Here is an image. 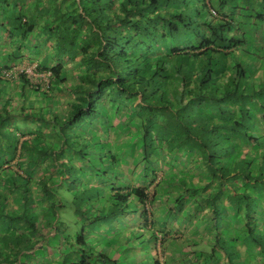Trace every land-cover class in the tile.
<instances>
[{"label":"trees","instance_id":"1","mask_svg":"<svg viewBox=\"0 0 264 264\" xmlns=\"http://www.w3.org/2000/svg\"><path fill=\"white\" fill-rule=\"evenodd\" d=\"M219 6L213 0H36L35 11L18 27L25 36L38 29L35 33L51 40L53 63L36 65L37 72H50L45 88L20 74L19 106H10L11 92L0 100V127L11 125L14 117L36 124L35 132H27L28 139L8 132L5 150L0 148V216L7 219L0 222L1 229L13 218L10 199L24 200L14 219L27 222L35 197H63L66 183L81 173L72 170L74 160L90 158L79 133L86 122L96 135L104 132L114 140L115 155L108 146L113 162L121 154L118 149L132 152L130 161H122L121 178L103 173L109 182L118 183L110 196L102 195L112 210L132 214L127 207L133 201L147 222L152 196L146 185L135 186L130 177L151 183L162 170L163 183L182 182L180 175H198L189 168L196 164L205 169L203 198L212 214H223L220 201L227 193L228 205L241 207L248 216L250 241L264 248L263 237L253 234L257 220L250 216L264 193V152L251 153L264 150V82L259 84L263 80L258 77L257 85L245 87L244 68L233 59L250 34L259 35L264 28V0H219ZM100 120L102 127L96 123ZM185 157L189 159L184 164ZM212 181L217 183L213 186ZM81 200L88 205L81 207V219L91 220V199ZM182 206L177 204L174 215ZM221 237L214 240L220 246L226 243ZM146 239L152 242L155 237ZM76 240L85 244L83 234ZM72 246L68 243L64 251L68 254ZM76 252L81 260L68 264H116L100 253L91 258L84 247L77 246Z\"/></svg>","mask_w":264,"mask_h":264},{"label":"crops","instance_id":"2","mask_svg":"<svg viewBox=\"0 0 264 264\" xmlns=\"http://www.w3.org/2000/svg\"><path fill=\"white\" fill-rule=\"evenodd\" d=\"M213 3L220 9L219 0H215V2L213 0ZM35 7L36 0H0V100L1 98L7 99V95L11 92L13 98L10 106L12 108L19 106V104H15L20 95L19 77L6 78V81L2 78V72L22 61L35 62L40 65L47 64V66L53 63L51 40H48L43 33H35L38 29L25 36L21 27H18L20 26L19 22L22 24L29 19L31 13L35 11ZM223 8L227 9L226 6ZM260 34L264 36V28L259 32ZM36 35H38L37 38ZM263 40L264 38L260 35V39L257 38L255 43L263 42ZM257 60L259 66L254 68L256 79L243 81L244 86L248 89L257 85L258 77L263 80L259 84L264 82V67L260 63L261 59ZM56 105L59 106V104ZM2 106L3 104L0 103V108ZM17 115L15 114V116ZM12 121L11 125L0 127V148L3 150L9 141L5 136L8 132L20 136V139L30 138L31 135H27L28 131L35 132L36 124L33 119L14 117ZM262 131L264 134L263 128ZM263 152V149L251 150L254 156H260ZM19 153L20 146L17 144L16 157ZM15 160L16 158L11 163L14 164ZM189 168L190 170L197 169L198 175L184 173L182 182H167L166 180V183H163L165 174L162 170L155 172L157 175L159 173L162 175L158 176L160 177L159 183L155 185L153 182L150 183V180H142L140 176L130 177L135 186L138 185V182L141 186L152 185L155 192L152 196V212L147 222H144V219L138 215L118 213L120 215L117 217H125L127 219L125 222H129L128 233L124 232L125 225L119 224L118 220L109 222L108 219H102L104 217L98 213L96 219L94 218L96 211L91 212V219L102 220L103 223L98 224L99 227L110 229L115 233L112 234L113 245L108 243V246L101 249L100 254L105 256L104 258L110 259L107 253L108 247L111 248L112 255L116 252L117 247H120L124 253L125 248L123 247L124 241H126L124 235L135 233L138 235L135 243L137 248H130L131 252L128 253L132 256L130 264H154L156 260H159V264H191V262L194 264H264V248L250 241L253 236L251 237L249 234L250 230L246 223L248 216L244 210L241 207L228 205L226 193L220 201L223 214L221 216L213 215L210 205L203 198L205 195L203 187L208 184L204 167L190 164ZM214 182L217 183L212 181L213 186ZM234 182L243 183L239 180H234ZM228 188L232 187L228 186ZM30 189L36 194L37 187L34 182H31ZM39 197L34 198V208H29L28 215H26L27 219L29 218L27 222L24 218L14 219L17 215L20 216L24 200L10 199L9 207L13 212V218L11 217L10 223L5 225L6 227L0 228V264H68L81 260L82 257L76 252V246L73 245L78 242L69 237L68 227L58 213L66 205L63 197L59 195L52 198L43 197L40 199ZM259 197L261 200L259 207L250 216L257 220V223L253 224V234L261 235L264 240V193ZM68 199L72 205L76 206L74 214L82 221L83 218L81 219L80 216L82 200H78L77 197ZM92 203L93 205L99 204L94 201ZM178 203L183 205L182 211L174 215ZM198 206L199 208H197ZM31 209L34 210L31 211ZM102 211L103 209L99 210L100 214ZM111 214L113 213L110 212L106 215L111 216ZM3 220H5L3 216H0V222ZM161 220L164 221L165 226ZM33 222H36L34 225L37 227L32 226ZM151 235L155 237L152 243L146 239ZM220 236L226 240L225 244L229 241L230 245L216 244L214 240L216 237L220 239ZM105 238H107L106 235ZM68 240H71L69 244L73 245L74 249L67 254V251L64 250L67 249L68 242L65 241ZM189 240L193 243H186ZM73 251L75 254L69 257ZM195 251H198L199 255H194ZM124 256L126 257V253ZM167 256L170 260H167Z\"/></svg>","mask_w":264,"mask_h":264},{"label":"rangeland","instance_id":"3","mask_svg":"<svg viewBox=\"0 0 264 264\" xmlns=\"http://www.w3.org/2000/svg\"><path fill=\"white\" fill-rule=\"evenodd\" d=\"M33 36L35 37V34ZM37 37H38V35H36V38ZM257 38L260 39V35H256L254 32H253V34L251 33L250 37H249V41H247V43H245L242 47H240L239 55L236 56L235 58H233L235 60L234 63L241 64L242 67L244 68V75L241 77V84H243V81L247 82L249 80L256 79V77H254V73L256 72V70H254V68L257 67V65H258V60H257L258 58L261 59L260 63L264 67V40H263V42L260 41L259 43H255L257 41ZM234 70H236V69L234 68ZM124 121L126 124L131 123L126 118ZM96 123H97L98 127L103 126L101 120L96 121ZM82 124L83 125H81V127H79V129H80L79 133L82 137L81 142H82V144L87 145L86 147H89L88 148V156L90 158H89V160H84V162L78 161V158H76L74 160L76 165L72 164V170L78 171L81 169V173L79 175L77 174V178L75 180H73V182L71 184L66 183L67 187L65 186V189H63V191H62V195L64 197L63 199H64L66 205H64V208H61L58 211V213L62 216L63 221L66 223V225L68 227L67 228V234L69 235L70 238H73V240L74 239L76 240L80 234H83L85 244L82 243V244L77 245L75 243L73 245L76 247L79 246V248L84 247V250L88 251L90 256L92 254L91 258L92 257L94 258V257H97L98 253L101 252V249L104 246H108V243H109V245H113L112 242H113L114 237L112 236V234H115V233L113 231H111L110 229H106L104 227H99L98 224L103 223L101 219H98L97 221H96V219L82 220V221L80 219H78L76 217V215L74 214L76 206L72 205L71 201H69L68 198L77 197L78 200H80L82 198L87 200L88 198H90L91 199V212L96 211L95 215H97V213H98L99 215H102L104 217L102 219H108L109 222L110 221L112 222L115 219L118 220L119 224H122V226L125 225L124 226L125 227L124 232L128 233L129 228L127 226L129 225V222H125V220H127L125 217H117L120 214H118L116 211L108 208V207H111L110 204L108 206L105 205L104 208H101L100 206L103 203L102 195L106 196V197H108V195L110 196L109 193H111V189H112L111 187H113V185L118 184V183L111 184V182H109V180H108L109 178L107 179V176L104 177L103 173L106 172V173H108V176H111V177L113 175H117L121 178V176L119 174L121 171L125 170V166H123V165H125V162H122V161H124V160L130 161V159L132 158L131 157L132 152H130V150H128L126 152V153H128V157H126L127 156L126 153H122L123 151L121 149H118L121 151V154H120V156H118L116 158L117 163L113 162L114 160L111 159V157L109 155V151H108L109 147L108 146L109 145L111 146L110 152L115 155V150H114L115 148H114V142H113L114 140L113 139L111 140V136H110V139H108V137L104 134L103 131L105 128L102 129V132H103L102 135H98V134L96 135V133L94 131L95 129H92V127L90 128L86 124V122H84ZM261 125L264 127V122H262ZM110 134H112V133H110ZM88 136H91L90 140H89ZM106 139L109 140V142H106ZM99 140H101L102 142L99 143L98 142ZM53 144L56 146L57 141H55ZM179 153H181V151L178 152V154ZM116 154H117V152H116ZM69 155L70 154H68L67 156L69 157ZM179 158H181V157L179 156L177 158V160H179ZM183 159L184 160H182V161L185 164V163H187V160H185V159H189V158L185 157ZM178 166H181V164H179ZM94 170H95V174L92 173V172H94ZM97 170H99L100 172H96ZM177 170L180 171V168H177ZM166 171H169V170L166 169ZM159 172H161V170ZM158 176H162L161 173H159L158 175L155 174L154 180H153V185L159 183L158 181H159L160 177H158ZM181 177H183V175L179 176V178H181ZM151 186H147L145 188V191L148 193L149 196H153V194L155 192L154 191L155 188L153 189V187H151ZM57 189L60 190L61 186L59 185L57 187ZM66 189H68L69 192H67ZM93 201L97 202L99 204L93 205V203H92ZM133 203H134L133 201L128 202L127 210L128 211H134V212H132V214L140 216L141 215L140 211H138L137 209H134ZM81 207L83 209H85L88 207V205L86 202H82ZM148 207L150 208V210H152V208L150 206H148ZM216 207L219 208L218 205ZM197 208H199V206ZM101 209H103L102 214H100V212H99V210H101ZM124 210H126V209H124ZM110 212H112V213L115 212V213L111 214V216H107L106 214L110 213ZM85 214H87V213H85ZM123 214H127V213L123 212ZM81 228H83V230H81ZM105 235L107 238H105ZM124 238H126V241H124L125 244H124L123 248H125L124 253H126V257L124 256L123 250L120 247L116 248L117 250L115 253H113V255L110 252L111 248H109V247L107 248V253H108L109 258L111 260H113L116 264L117 263L118 264H130V260L132 258V256L128 254L129 252H131L130 248L131 247L137 248L135 246V243L138 239L137 234H135V233L127 234V235L125 234ZM65 242L70 243L71 240H68ZM79 242H81V241H79ZM222 242L224 243V241H222ZM228 242L229 241H227V244L230 245V243H228ZM186 243L191 244L193 242L189 240V241H186ZM227 244L224 243V246H228ZM114 246L116 247L115 244H114ZM195 252L196 253H194V255H199L198 251H195ZM171 259L174 260V258H172V257H171ZM167 260H170L169 256H167ZM191 264H194V263L191 262Z\"/></svg>","mask_w":264,"mask_h":264},{"label":"built area","instance_id":"4","mask_svg":"<svg viewBox=\"0 0 264 264\" xmlns=\"http://www.w3.org/2000/svg\"><path fill=\"white\" fill-rule=\"evenodd\" d=\"M36 63L22 61L18 64L13 65L10 68L5 69L2 72V76L5 78L19 77L20 74H24L29 78L31 84L41 85L42 88H45L49 81V71L37 72Z\"/></svg>","mask_w":264,"mask_h":264}]
</instances>
